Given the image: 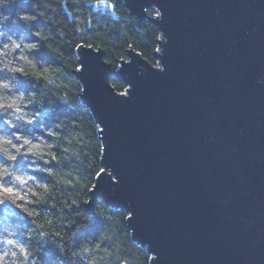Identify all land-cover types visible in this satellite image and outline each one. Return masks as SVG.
I'll use <instances>...</instances> for the list:
<instances>
[{"label": "water", "instance_id": "obj_1", "mask_svg": "<svg viewBox=\"0 0 264 264\" xmlns=\"http://www.w3.org/2000/svg\"><path fill=\"white\" fill-rule=\"evenodd\" d=\"M122 2L159 30V68L75 50L103 143L88 214L124 210L153 264H264V0Z\"/></svg>", "mask_w": 264, "mask_h": 264}, {"label": "trees", "instance_id": "obj_2", "mask_svg": "<svg viewBox=\"0 0 264 264\" xmlns=\"http://www.w3.org/2000/svg\"><path fill=\"white\" fill-rule=\"evenodd\" d=\"M159 34L153 24L131 16L122 0H0V83L11 85L0 87V134L12 139L15 147H5L16 157L9 161L0 149V166L32 177L21 186L0 175V185L21 197L0 192L2 264H153L132 241L124 210L101 200L92 214L86 210L103 170V143L73 73L79 45L101 49L113 68L128 50L156 66ZM109 83L117 94L125 91L120 81ZM5 97L23 98L16 116L24 114V120L8 116L15 109L4 111ZM32 145L37 147L29 151ZM3 238L14 243L5 245Z\"/></svg>", "mask_w": 264, "mask_h": 264}, {"label": "clouds", "instance_id": "obj_3", "mask_svg": "<svg viewBox=\"0 0 264 264\" xmlns=\"http://www.w3.org/2000/svg\"><path fill=\"white\" fill-rule=\"evenodd\" d=\"M5 47H7V45H5ZM256 83L257 84L264 85V76L258 77ZM0 87H2L3 89H10L11 88V85L8 82H2V83H0ZM22 99H23L22 97H17L16 99H14V100H12V101L9 102V100H8L7 97L4 98L5 105L11 104L12 107H10V108H14L15 109V112L8 113V116L9 117L16 116V113L19 112V111L16 110V105ZM8 108L9 107H5L4 111L7 112V109ZM17 118L19 120H24L25 119V115L24 114H21ZM3 123L6 126H8L9 128L13 127V124L11 123V119L10 118L3 119ZM24 141H28L29 142L28 139H24ZM5 145L14 147L13 142H12V139L6 138V135L5 134H0V149H2L3 155L5 157H7V159L9 161H13V159H9V157L10 156H14V155H11L10 154L9 147H5ZM41 171H43V169H41ZM0 175H2L4 177H10V180H11V183L12 184H19L21 186H23L26 183V180L32 179V177H30V176H25V175H22V174H20V173H18L16 171H12L10 169V167H3V166H0ZM11 241L12 240H10V239L3 238V243L5 245L12 244ZM10 252H11V249L10 248L6 249V253H10Z\"/></svg>", "mask_w": 264, "mask_h": 264}, {"label": "snow or ice", "instance_id": "obj_4", "mask_svg": "<svg viewBox=\"0 0 264 264\" xmlns=\"http://www.w3.org/2000/svg\"><path fill=\"white\" fill-rule=\"evenodd\" d=\"M28 47H35L34 45H29ZM16 71H20V69H16ZM5 107H12V105L11 104H9V105H5ZM16 110L17 111H20V109L19 108H16ZM29 123H31V121H28ZM51 134V133H50ZM17 139H19V137H17ZM29 142L28 141H24V144L25 145H27ZM14 147H15V145H14ZM36 145H32L30 148H29V151H33V150H35L36 149ZM17 150V152H19L20 151V149L19 148H17L16 149ZM9 159H13V160H15L16 159V157L15 156H10L9 157ZM45 191H47V189H45ZM0 192H2L8 199H13V198H15V199H20L21 197H19V196H17V194L16 193H14V191H13V189L11 188V187H3L2 185H0ZM11 243H14V241H11ZM19 251L22 253V254H24L25 256H27V255H29V253L26 251V249L24 248V247H20L19 248ZM5 256H6V254H4ZM3 259H4V257L3 256H0V264H2V262H3Z\"/></svg>", "mask_w": 264, "mask_h": 264}, {"label": "rangeland", "instance_id": "obj_5", "mask_svg": "<svg viewBox=\"0 0 264 264\" xmlns=\"http://www.w3.org/2000/svg\"><path fill=\"white\" fill-rule=\"evenodd\" d=\"M156 53H160L159 51H157ZM119 66V65H118ZM156 68H159L158 67V61H156V66H155ZM125 94V91L122 93V95H124Z\"/></svg>", "mask_w": 264, "mask_h": 264}, {"label": "built area", "instance_id": "obj_6", "mask_svg": "<svg viewBox=\"0 0 264 264\" xmlns=\"http://www.w3.org/2000/svg\"><path fill=\"white\" fill-rule=\"evenodd\" d=\"M150 16H151V17H154L155 15L151 14Z\"/></svg>", "mask_w": 264, "mask_h": 264}]
</instances>
